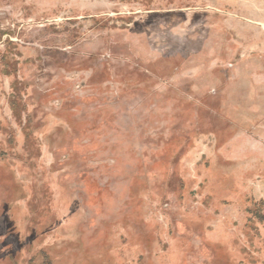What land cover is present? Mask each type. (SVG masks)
Returning a JSON list of instances; mask_svg holds the SVG:
<instances>
[{
  "label": "rangeland",
  "instance_id": "1",
  "mask_svg": "<svg viewBox=\"0 0 264 264\" xmlns=\"http://www.w3.org/2000/svg\"><path fill=\"white\" fill-rule=\"evenodd\" d=\"M0 264H264V0H0Z\"/></svg>",
  "mask_w": 264,
  "mask_h": 264
}]
</instances>
